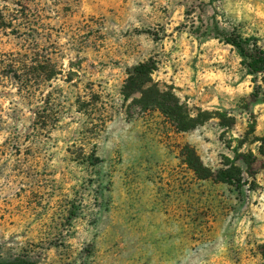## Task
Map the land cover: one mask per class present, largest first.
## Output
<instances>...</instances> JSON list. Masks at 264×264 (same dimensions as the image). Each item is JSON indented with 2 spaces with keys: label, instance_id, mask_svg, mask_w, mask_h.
<instances>
[{
  "label": "rangeland",
  "instance_id": "obj_1",
  "mask_svg": "<svg viewBox=\"0 0 264 264\" xmlns=\"http://www.w3.org/2000/svg\"><path fill=\"white\" fill-rule=\"evenodd\" d=\"M237 36L264 49V0H0V261L264 264V74ZM145 62L197 128L123 97Z\"/></svg>",
  "mask_w": 264,
  "mask_h": 264
},
{
  "label": "trees",
  "instance_id": "obj_2",
  "mask_svg": "<svg viewBox=\"0 0 264 264\" xmlns=\"http://www.w3.org/2000/svg\"><path fill=\"white\" fill-rule=\"evenodd\" d=\"M225 42L233 46L244 59L243 64L253 76L264 74V49L255 42L250 44L247 39L227 37ZM157 71L155 62L140 63L133 67L128 73V79L122 88L121 94L125 99H130L135 94H140V99L135 103L142 110H158L168 118L176 127L178 132L186 133L194 130L200 125L199 114L196 118L192 116L186 106L181 104L179 98L172 91L161 90L153 81V74ZM262 141V140H261ZM245 158V156H242ZM225 167L218 170L216 174L203 166L199 158L191 150H188V165L193 169L200 179L215 177L218 181L237 187L242 186V170L232 165L230 160ZM248 165L252 161L246 160ZM261 255L264 259V244L261 247ZM0 264H34L30 260L16 259L13 261H0Z\"/></svg>",
  "mask_w": 264,
  "mask_h": 264
}]
</instances>
